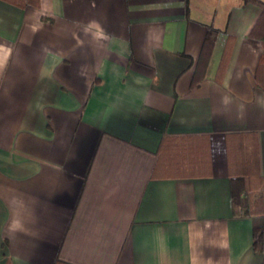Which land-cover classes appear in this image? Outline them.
<instances>
[{
  "label": "crops",
  "instance_id": "obj_1",
  "mask_svg": "<svg viewBox=\"0 0 264 264\" xmlns=\"http://www.w3.org/2000/svg\"><path fill=\"white\" fill-rule=\"evenodd\" d=\"M261 2L0 0V264H260Z\"/></svg>",
  "mask_w": 264,
  "mask_h": 264
},
{
  "label": "trees",
  "instance_id": "obj_2",
  "mask_svg": "<svg viewBox=\"0 0 264 264\" xmlns=\"http://www.w3.org/2000/svg\"><path fill=\"white\" fill-rule=\"evenodd\" d=\"M262 3V11L259 14L258 18L256 19L251 32H255L259 26L264 24V2ZM214 30L209 29L206 34V39H212V34ZM264 36V35H263ZM205 39V40H206ZM196 78L193 77V81ZM247 188L246 178L240 175L232 176L231 177V196H232V203L235 212H239L238 206L240 205V192ZM244 212H249V210H243ZM252 248L257 251H261L263 253L262 260L260 264H264V211L262 212H255L252 215ZM64 264V263H63Z\"/></svg>",
  "mask_w": 264,
  "mask_h": 264
}]
</instances>
